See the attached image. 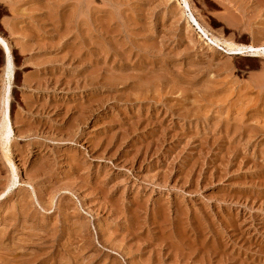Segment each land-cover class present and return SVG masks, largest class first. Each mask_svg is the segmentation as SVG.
I'll list each match as a JSON object with an SVG mask.
<instances>
[{
    "label": "rangeland",
    "instance_id": "374dc122",
    "mask_svg": "<svg viewBox=\"0 0 264 264\" xmlns=\"http://www.w3.org/2000/svg\"><path fill=\"white\" fill-rule=\"evenodd\" d=\"M189 3L0 0V264H264V0Z\"/></svg>",
    "mask_w": 264,
    "mask_h": 264
},
{
    "label": "bare ground",
    "instance_id": "6f19581e",
    "mask_svg": "<svg viewBox=\"0 0 264 264\" xmlns=\"http://www.w3.org/2000/svg\"><path fill=\"white\" fill-rule=\"evenodd\" d=\"M182 1H183V5L185 6V8L190 12V19L192 20V22L195 23L202 30V32H203V34H205V36H208V34H207L208 32L205 31V29L198 22L197 18H195V16L193 15L194 13H192V9H191V5L189 3V0H182ZM72 14H74V13H72ZM210 40L213 43L217 44L218 46L221 45V43H222L221 39H219L218 37L217 38L216 37L215 38H211ZM0 42L4 43L5 46H6L5 47L6 48V50H5L6 53L4 55L6 56V59H7V66L6 67L8 68V71H9L8 74H9V77H10V76H12V72H13L12 71V69H13L12 68V66H13V60H12L13 59V54H12V50H11L9 44L7 43L6 39L3 37L1 32H0ZM223 42H224V40H223ZM4 44H2V45H4ZM238 44L231 43V42H225L224 43L225 50L230 55H233V56H246V57H253V58H258V57L264 56V45L258 46L255 43L252 44V45H245V44L244 45H238ZM9 101H10L9 98H7V101H6V104H5V108H4V114H3L4 115V120H3V124H2V129L0 131L2 140H4V143H2V144H4L8 148H9L8 141L10 139V136L13 133V126H12V122H11V111H10ZM9 156L7 155V157H9ZM8 159H9V162L11 163V165H12L11 158L9 157ZM14 184H15V182H13L11 185H9L10 188Z\"/></svg>",
    "mask_w": 264,
    "mask_h": 264
}]
</instances>
